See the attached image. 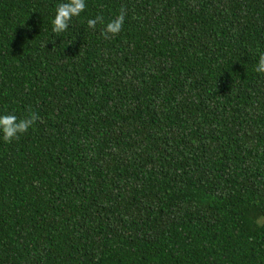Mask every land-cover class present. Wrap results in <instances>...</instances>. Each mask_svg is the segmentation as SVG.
Returning <instances> with one entry per match:
<instances>
[{
  "label": "trees",
  "instance_id": "1",
  "mask_svg": "<svg viewBox=\"0 0 264 264\" xmlns=\"http://www.w3.org/2000/svg\"><path fill=\"white\" fill-rule=\"evenodd\" d=\"M0 0V264H264V0ZM127 10L121 33L105 23Z\"/></svg>",
  "mask_w": 264,
  "mask_h": 264
},
{
  "label": "clouds",
  "instance_id": "2",
  "mask_svg": "<svg viewBox=\"0 0 264 264\" xmlns=\"http://www.w3.org/2000/svg\"><path fill=\"white\" fill-rule=\"evenodd\" d=\"M85 0H65L56 6L54 19L52 20V31L57 35L67 31L69 24L74 17L86 9ZM127 10L121 7L119 14L113 19L105 23L102 15H97L95 18L87 20L89 29L95 30L97 25H104L101 30V35L105 39H111L119 35L123 30ZM257 73H264V53L259 57L257 66L254 69ZM38 116L32 113L26 117L18 118L14 113L0 115V134L5 143H11L13 140H18L20 135L27 133L30 128L36 123Z\"/></svg>",
  "mask_w": 264,
  "mask_h": 264
}]
</instances>
